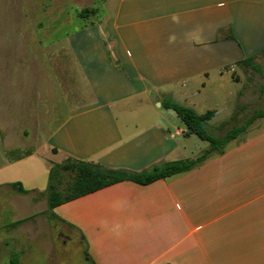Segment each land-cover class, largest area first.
I'll return each instance as SVG.
<instances>
[{"label":"crops","instance_id":"crops-1","mask_svg":"<svg viewBox=\"0 0 264 264\" xmlns=\"http://www.w3.org/2000/svg\"><path fill=\"white\" fill-rule=\"evenodd\" d=\"M68 40L91 99L38 134L34 148L7 120V137L0 126V255L40 246L53 254L56 226L82 235L87 264H264V117L189 172L121 181L52 211L47 191L51 166L69 157L137 172L196 157L181 140L193 134L156 103L188 96L183 105L214 118L216 110H198L213 81L221 83L211 101H255L264 0H103ZM68 71L74 94L76 70ZM245 79L244 91L230 88Z\"/></svg>","mask_w":264,"mask_h":264},{"label":"rangeland","instance_id":"rangeland-1","mask_svg":"<svg viewBox=\"0 0 264 264\" xmlns=\"http://www.w3.org/2000/svg\"><path fill=\"white\" fill-rule=\"evenodd\" d=\"M102 3L103 0H0V126L4 136L9 133L7 120L24 140L25 149L34 148L38 134L52 131L73 105L90 101L91 92L82 72L76 68L79 65L68 35L83 24L78 11L99 8ZM69 66H74L80 87L74 94L67 80L71 75ZM250 73L261 77L254 84L261 94L255 101L236 94L232 97L221 94L218 100L211 101L221 82L210 83V99L198 110H216L207 124L212 135L224 136L232 127L244 124L255 112L264 109V70L256 67ZM233 83L230 88L234 90L244 91L247 86L246 79ZM183 97L188 96H177V102L188 105ZM189 98L198 100L196 91ZM163 100L156 106L162 112L173 113ZM160 103L164 105L160 107ZM183 139L189 145L188 156H197L209 147L208 141L195 134L181 136ZM61 180L60 187L65 189L73 180V173L63 172ZM53 227L58 241L53 254L45 246L30 247L23 258L17 252L11 257L0 255V264H87L82 235L68 227Z\"/></svg>","mask_w":264,"mask_h":264},{"label":"trees","instance_id":"trees-1","mask_svg":"<svg viewBox=\"0 0 264 264\" xmlns=\"http://www.w3.org/2000/svg\"><path fill=\"white\" fill-rule=\"evenodd\" d=\"M98 9V7L81 9L78 11V18L85 21L91 14H96ZM165 107L172 108L177 113L186 128V133L196 134L201 139L209 142V147L203 153L194 158L155 164L147 170L138 172L121 168H109L97 163L69 157L61 163H54L50 168L47 189L49 210L52 211L60 204L121 181L131 180L140 184H149L159 179H167L189 172L199 167L209 157L224 154L230 142L238 138L257 118L264 117V109L257 111L244 124L234 126L224 136L218 137L212 135L207 129L208 122L214 116L213 112L200 114L194 108L174 101L165 103ZM17 152L19 157L30 153V151L22 152L21 150ZM63 172L73 173V180L65 189L60 187Z\"/></svg>","mask_w":264,"mask_h":264}]
</instances>
